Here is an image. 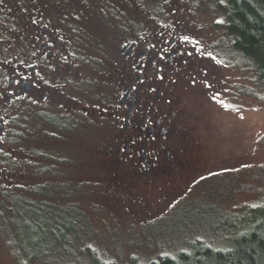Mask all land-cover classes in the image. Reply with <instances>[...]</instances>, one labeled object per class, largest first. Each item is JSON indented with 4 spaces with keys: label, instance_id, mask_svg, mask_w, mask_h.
Listing matches in <instances>:
<instances>
[{
    "label": "rangeland",
    "instance_id": "374dc122",
    "mask_svg": "<svg viewBox=\"0 0 264 264\" xmlns=\"http://www.w3.org/2000/svg\"><path fill=\"white\" fill-rule=\"evenodd\" d=\"M170 5L166 12L162 0H108L103 19L108 26L121 11L141 30L163 28L185 44L195 66L183 90L185 166L152 189L127 182L121 190L116 167L101 155L102 125L75 118L53 130L20 117L24 140L0 175V264H144L198 239L227 245L247 205L264 200V79L230 47L228 0ZM84 46L94 54L98 45Z\"/></svg>",
    "mask_w": 264,
    "mask_h": 264
},
{
    "label": "flooded vegetation",
    "instance_id": "af4514ba",
    "mask_svg": "<svg viewBox=\"0 0 264 264\" xmlns=\"http://www.w3.org/2000/svg\"><path fill=\"white\" fill-rule=\"evenodd\" d=\"M107 2L0 0V175L24 140L23 116L53 130L75 118L102 125L101 155L116 167L121 190L127 182L165 184L185 164L190 97L183 90L195 69L185 44L163 28L141 30L121 11L105 25ZM162 3L174 9L172 0ZM91 43L94 54L84 46Z\"/></svg>",
    "mask_w": 264,
    "mask_h": 264
},
{
    "label": "trees",
    "instance_id": "16d2710c",
    "mask_svg": "<svg viewBox=\"0 0 264 264\" xmlns=\"http://www.w3.org/2000/svg\"><path fill=\"white\" fill-rule=\"evenodd\" d=\"M225 13L230 47L249 59L264 79V0H228ZM247 206L240 223L231 228L227 245L225 240L224 245H215L198 239L144 264H264V200ZM100 264L120 263L109 258Z\"/></svg>",
    "mask_w": 264,
    "mask_h": 264
},
{
    "label": "snow or ice",
    "instance_id": "6c2138e0",
    "mask_svg": "<svg viewBox=\"0 0 264 264\" xmlns=\"http://www.w3.org/2000/svg\"><path fill=\"white\" fill-rule=\"evenodd\" d=\"M218 23H222V21H218ZM209 88H211V85H209Z\"/></svg>",
    "mask_w": 264,
    "mask_h": 264
},
{
    "label": "water",
    "instance_id": "95a60500",
    "mask_svg": "<svg viewBox=\"0 0 264 264\" xmlns=\"http://www.w3.org/2000/svg\"><path fill=\"white\" fill-rule=\"evenodd\" d=\"M165 1H168V0H165Z\"/></svg>",
    "mask_w": 264,
    "mask_h": 264
}]
</instances>
